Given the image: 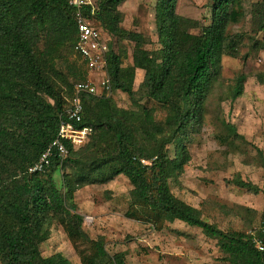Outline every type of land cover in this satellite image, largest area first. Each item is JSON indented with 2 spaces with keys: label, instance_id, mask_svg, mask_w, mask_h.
<instances>
[{
  "label": "trees",
  "instance_id": "16d2710c",
  "mask_svg": "<svg viewBox=\"0 0 264 264\" xmlns=\"http://www.w3.org/2000/svg\"><path fill=\"white\" fill-rule=\"evenodd\" d=\"M68 1L0 0V263L71 264L60 253L41 255L40 246L50 238L55 220L80 264H127L123 253L107 252L103 239L84 234L83 217L74 203L78 189L123 176L132 186L127 218L158 231L179 221L216 240L228 264H264V253L256 250L251 235L208 224L170 189V181L190 160L185 143L202 126L222 58L235 57L243 40L241 34L227 33L241 19L243 0H211L210 22L203 27L176 13L178 0H156L155 51L144 48L148 38L120 27L118 7L126 0H94L93 15L85 7L84 15L98 23L103 35L134 44L132 65L122 68L125 52H115L108 41L107 67L112 92L125 94L136 110L118 109L106 96H82L79 128L92 130L86 145L76 152L67 146L70 156L65 161L54 156L48 172L28 175L27 169L57 136L68 107L65 96L73 89L69 76L75 82L83 79L78 70H59L60 50L73 52L76 41L74 8ZM254 14L263 37L252 48L264 51V6ZM136 70L143 78L134 90ZM245 81L243 75L235 79L232 100L242 95ZM258 81L264 84V75ZM156 106L166 113L162 121L155 118ZM228 130L236 135L234 127ZM262 169L264 173V162ZM234 185L259 192L241 179ZM255 236L264 243V228Z\"/></svg>",
  "mask_w": 264,
  "mask_h": 264
},
{
  "label": "rangeland",
  "instance_id": "374dc122",
  "mask_svg": "<svg viewBox=\"0 0 264 264\" xmlns=\"http://www.w3.org/2000/svg\"><path fill=\"white\" fill-rule=\"evenodd\" d=\"M155 3L156 0H126L118 7L120 27L148 38L149 44L144 46L147 51L159 48ZM210 6L211 0H178L176 13L203 27L210 22ZM262 6L264 0H243L241 19L228 26V35L241 34L243 40L235 57L222 58L221 76L210 89L202 126L198 133H190L185 143L190 160L182 174L170 181L172 194L199 210L205 222L224 232L248 235L258 231L264 212V84L258 81L264 75V51L252 48L253 41L263 37V32L257 30L258 18L254 14L257 7ZM92 23L99 27L93 19ZM105 38L115 52H125L122 68L131 66L134 44ZM39 47L43 49L42 44ZM60 52L59 70L68 74L73 69L82 74L83 79L76 82L70 75V82L87 80L81 59L71 49L64 48ZM241 75L246 77L243 93L232 100L234 81ZM142 78L143 72L136 70L134 90ZM104 96L111 98L118 109L136 110L125 94L112 92V88ZM65 97L68 104L71 95ZM141 104L154 106L147 101ZM155 110L156 120L162 121L165 111L157 106ZM228 127H234L236 135L230 133ZM83 146L71 149L76 152ZM54 177L59 182L58 172ZM235 179L257 186L258 194L235 186ZM131 189L129 181L118 176L107 184L84 186L76 191V213L92 219L89 225L82 226L89 239H103L107 252L110 255L123 253L127 264H228L217 241L206 237L200 229L175 221L163 224L158 231L127 218ZM49 233L50 238L40 246L42 257L60 253L71 264H80L57 221H53Z\"/></svg>",
  "mask_w": 264,
  "mask_h": 264
},
{
  "label": "built area",
  "instance_id": "2783aa9c",
  "mask_svg": "<svg viewBox=\"0 0 264 264\" xmlns=\"http://www.w3.org/2000/svg\"><path fill=\"white\" fill-rule=\"evenodd\" d=\"M69 5L74 8V22L76 27V41L73 53L85 65L88 79L73 85L71 100L60 120L55 140L44 150L39 159L30 166L28 175L44 174L51 166V159L56 156L59 162L65 161L69 156V149L83 146L92 133L88 127L79 128L82 122V96L88 95L101 98L111 92L110 78L107 67V54L109 51L108 39L102 34L99 27L92 23V19L85 16L83 9L90 7L93 15L94 4L92 0H69ZM93 79V80H92ZM144 164H148L142 162ZM92 219L83 218V224L89 225ZM264 228V218L262 221ZM252 236V243L258 252L264 253V243Z\"/></svg>",
  "mask_w": 264,
  "mask_h": 264
}]
</instances>
